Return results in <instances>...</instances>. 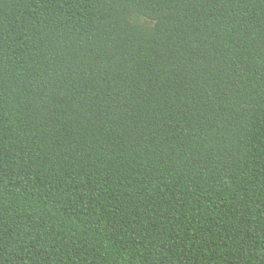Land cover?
Instances as JSON below:
<instances>
[{
	"label": "trees",
	"instance_id": "trees-1",
	"mask_svg": "<svg viewBox=\"0 0 264 264\" xmlns=\"http://www.w3.org/2000/svg\"><path fill=\"white\" fill-rule=\"evenodd\" d=\"M0 264H264V0H0Z\"/></svg>",
	"mask_w": 264,
	"mask_h": 264
}]
</instances>
